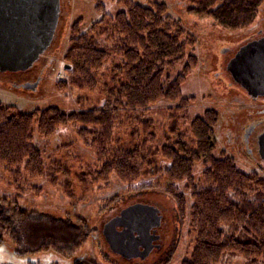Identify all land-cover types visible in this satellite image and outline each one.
<instances>
[{"label": "trees", "instance_id": "trees-1", "mask_svg": "<svg viewBox=\"0 0 264 264\" xmlns=\"http://www.w3.org/2000/svg\"><path fill=\"white\" fill-rule=\"evenodd\" d=\"M110 2L115 10L108 11ZM92 3L100 16L89 24L83 19L71 24L64 52L70 66L56 82L60 91L85 93L77 97L80 109L23 111L0 101V180L15 189H0V214H27L26 192L30 188L39 194L38 179L61 184L59 176L67 175L68 163L55 153L70 155L73 145L61 136L71 128L96 156V164L81 173L86 179L108 183L114 175L138 192L151 187L139 182L143 177L159 174L153 187L163 186L182 216L186 198L178 183H185L193 203L195 246L181 264H219L226 255L237 254L247 259L245 264H259L264 260V160L261 170L248 171L233 157L216 153L217 108L190 119L195 97L184 96L183 84L199 64L195 37L163 0ZM188 3V11L237 32L255 22L264 0ZM154 111L163 115L158 125L150 118ZM37 135L52 142V156L46 157ZM0 225V235L8 232L14 239L11 223L0 219Z\"/></svg>", "mask_w": 264, "mask_h": 264}, {"label": "rangeland", "instance_id": "rangeland-1", "mask_svg": "<svg viewBox=\"0 0 264 264\" xmlns=\"http://www.w3.org/2000/svg\"><path fill=\"white\" fill-rule=\"evenodd\" d=\"M163 1L168 4L171 11L182 21L185 29L192 33L196 39L194 47L199 58V64L183 84L184 96L195 97L189 107L190 119L204 113L207 108H217L219 119L216 127V153L233 157L245 170H261L263 163L259 151L254 145L258 144L257 137L261 131H253L252 140L247 145L244 141L246 128L240 124L238 127L240 134L235 138L236 146H234L227 140L224 127L234 124L237 118L242 119L247 114L244 113L243 109L255 108L258 110L255 112L262 110L260 113L264 114V95L260 96L261 101H251L248 92L234 81L227 69L235 49L245 42L246 37L256 34L259 29L264 31V5L261 10L262 13L253 24L246 29L235 32L220 28L211 17L200 16L188 11L189 0ZM115 8V4L111 2L107 4L108 11L115 10ZM99 16L100 13L95 9L92 0H61V13L56 36L43 56L30 69L16 71L17 73L0 71V101L6 105H15L23 111H32L47 106H58L66 111L80 109L77 97L84 96L85 93L71 88L65 92L60 91L56 87V82L65 78L67 74L64 52L68 44L71 24L78 19H83L84 24H89L98 19ZM43 67L48 69L47 77L44 75V80L37 89H26L12 85L13 81L19 83L28 78H35L33 76L35 72L41 71ZM247 117L251 118L250 114ZM150 118L158 125L159 120L163 119L162 112L154 111ZM263 126L264 123L260 128ZM232 132L237 134V131ZM62 137L63 140L72 143L73 146H71L70 155L66 153L67 151L55 153L68 163L66 166L67 175L59 176L61 184L58 186L50 185L44 178L38 179L36 182L33 181L40 185L42 190L38 192L39 194L30 188L27 190L25 206L29 208L27 213H31L28 218H23L20 216L23 214L20 213L19 215L15 211L10 212V210H5V214L3 212L0 214V219L7 224L11 223L14 229V239L8 235V232L0 235V264H30L31 262L36 264H67V254L74 253L70 251L72 250L70 245L74 243L80 232L82 233L80 240L84 239L83 233L87 229L104 240L102 234L104 225L118 215L123 208L137 202L159 203L161 205L162 224L159 240L162 246L160 249H155L146 259L125 260L112 251L105 242H102L103 247L100 249L112 257V262L117 264L120 262L123 264H181L184 259L189 258L195 246V232L191 225L193 203L190 192L184 187L185 183H178L179 190L186 198L183 209L184 215L182 216L176 201L171 195L166 194L163 186L153 187L160 178L159 174L147 175L139 181L152 183L151 187L144 188L143 191H140L141 193L135 192L133 189L130 191L127 185L122 184L114 175L108 183L90 176L86 179L81 176V173L85 166L96 164L94 152L84 145L85 143L76 135L74 129L70 128L68 134L62 135ZM36 138L38 145L45 150L46 157L52 156V142L38 135ZM252 145L255 147L254 153L256 154L254 155L248 150V147H252ZM159 160L165 162L162 159ZM262 169L264 170V167ZM195 171L196 177L199 178L202 168L198 165ZM65 180H67L66 183H64ZM0 189L6 192H15V189L8 188L6 182L1 180ZM68 212L75 213L77 217L75 215L74 217L70 216V213L67 215ZM24 215L26 216V214ZM10 219L15 221L8 223ZM75 224H80L81 229L79 231L74 228ZM81 244H83V248L78 253L83 255L86 250L100 263L104 262L98 255L100 253L97 247L88 248L90 243L85 240ZM49 245L60 252L47 251ZM163 250L166 251V254H163ZM246 260L242 255H226L219 264H245ZM259 264H264V260Z\"/></svg>", "mask_w": 264, "mask_h": 264}, {"label": "water", "instance_id": "water-1", "mask_svg": "<svg viewBox=\"0 0 264 264\" xmlns=\"http://www.w3.org/2000/svg\"><path fill=\"white\" fill-rule=\"evenodd\" d=\"M60 12L61 0H0V71L31 68L51 45ZM227 69L249 95H264V35L242 46L230 59ZM27 86L35 88L37 83ZM258 151L264 160V129L258 136ZM143 209L159 211L155 206L135 203L122 209L120 215L104 225L103 231L110 247L128 258L147 255L159 242L157 238L151 245H144L143 253L133 239H126L125 228L117 229L118 225L130 219L133 212ZM160 219L158 212L156 222L159 223Z\"/></svg>", "mask_w": 264, "mask_h": 264}, {"label": "flooded vegetation", "instance_id": "flooded-vegetation-1", "mask_svg": "<svg viewBox=\"0 0 264 264\" xmlns=\"http://www.w3.org/2000/svg\"><path fill=\"white\" fill-rule=\"evenodd\" d=\"M264 29V28H263ZM258 34V36H256ZM255 35V37H254ZM254 35H249L248 37H246V40L244 43L240 44L238 46L237 49H235V53L234 55L241 49L242 46H244L247 42L251 41V40H255L260 38L261 36L264 35V31L262 29L257 30L256 34ZM43 56V55H42ZM47 72L48 69L43 67L41 69V71H36L35 74L33 76H35V78H31V79H25L24 81H20L19 83L17 81H13V86L14 87H23L26 89H37L39 86H41V82L44 80L43 77H45L44 75H46L47 77ZM17 73V72H15ZM31 80V81H30ZM31 83H37V86L35 88H30L27 86V84H31ZM251 97V101H261L260 100V96L257 97ZM259 109V108H258ZM255 108H251V109H243L244 113H247L242 119H236V121L234 122V124L232 123L231 126H226L224 127L226 132H225V136L228 135L229 138V142L232 143L234 146H236V139L238 137V134H240L238 132V127L241 124V126H243L244 128H246V130H244V141L245 143L251 142L252 140V136L251 134L253 133V131H263L264 126L260 128V126L264 123V114L260 113L262 112V110H259V112H255ZM258 111V110H257ZM250 114L251 118L247 117V115ZM246 118V119H244ZM240 121H245V122H240ZM247 126V127H246ZM232 131H237V134H235ZM259 136V135H258ZM258 140V137H257ZM258 143V141H257ZM255 147H257L258 149V144H254ZM253 145L252 147H248L249 152H251L253 155L256 154L254 153V148ZM138 193H141L140 191ZM143 193V192H142ZM156 202V201H155ZM137 203H144V204H149L155 207H158L159 209V214H162L160 211V204L159 203H147V202H137ZM134 204V203H133ZM157 210V209H156ZM157 211H150L149 209L144 211V209L142 211L138 210V212H133V214L131 215L130 219L127 221H124V224H121V226H118V229H124L127 231L126 232V239H133L134 240V244L136 247L140 248L141 251H143L144 253V245L148 244L151 245V243L153 242V240L155 241V239L159 238L161 235V224H162V218L160 220L159 223L156 222V216L158 215ZM31 213H27L26 216L24 218H28V216ZM124 225V226H123ZM1 227V225H0ZM74 228H76V230L79 231L80 228V224H75ZM125 233V232H124ZM80 234H82L81 232L78 234L77 238H75L74 243L72 245H70L72 247V250H70L71 252L73 251L74 253H69L67 254V264H94L95 261H98V264H117L116 262H112L113 259L111 256L107 255L103 250L100 249V247L102 248V242H105V244L110 247L108 241H106L105 236H104V240L100 239V237L96 234L93 233L90 229H87V231H85L83 233V240H80V238L82 236H80ZM103 234V231H102ZM161 238V237H160ZM87 241L90 243L89 247H93L96 248L100 254L99 257L101 256V258L103 259V263H100L99 260H96L95 258H93L89 253H87V251L85 249V253L82 255L78 252H80V250H82V241ZM131 242V241H130ZM88 246V245H87ZM162 244L159 240L157 245H154L153 248L151 249V251L143 256H138V257H126L123 256L117 252H115L117 255L120 256L121 259H125V260H130V259H146L147 256L149 254H151L155 249L157 248H161ZM69 247V246H68ZM85 248V247H84ZM39 249V248H38ZM15 250V249H14ZM47 251H52L53 253H58L60 252L59 250H56V248L54 249L53 247H51L49 245V247L46 249ZM96 250V251H97ZM164 251V250H163ZM163 254H166V251H164ZM108 258H111L112 261L108 262L106 261ZM157 262V261H156ZM120 264H123L120 262ZM132 264H138V263H132Z\"/></svg>", "mask_w": 264, "mask_h": 264}]
</instances>
